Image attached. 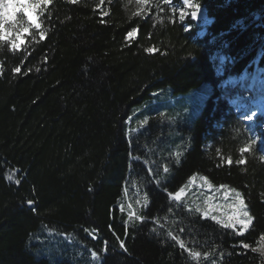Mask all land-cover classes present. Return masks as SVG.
<instances>
[{"label": "trees", "instance_id": "obj_1", "mask_svg": "<svg viewBox=\"0 0 264 264\" xmlns=\"http://www.w3.org/2000/svg\"><path fill=\"white\" fill-rule=\"evenodd\" d=\"M193 1L212 19L203 36L177 14L182 0H51L20 49L0 40V264H75L38 257L30 240L45 228L94 248L103 264H197L152 222L174 215L166 191L194 174L242 193L252 225L236 235L177 213L171 229L183 228L179 238L193 250L218 253V264L263 262L253 249L264 236V159L243 143L222 101L205 100L187 127L190 149L160 185L144 162L153 123L131 139L125 130L157 91L185 96L264 67V0ZM129 180L149 196L148 220L137 226L117 206ZM86 229L98 230V241ZM105 241L106 255L97 246Z\"/></svg>", "mask_w": 264, "mask_h": 264}, {"label": "rangeland", "instance_id": "obj_2", "mask_svg": "<svg viewBox=\"0 0 264 264\" xmlns=\"http://www.w3.org/2000/svg\"><path fill=\"white\" fill-rule=\"evenodd\" d=\"M24 2L25 0H0V27L3 26L5 18L16 16L15 25H6L7 32L10 34V40L6 41L10 44L11 40L16 39L15 35L11 34L15 33L17 29L21 27L28 28L30 33L23 34L24 43L28 36L33 35L31 32L32 30H40L30 25L27 21V16L20 12L18 6ZM193 3L195 2L193 1ZM43 6L44 5H41L40 11L43 9ZM181 11L185 14L182 21L190 20L194 22V25L199 29V35L203 36L206 34L207 27L211 24L212 19L208 16L203 6L199 5V11L195 16H192L191 9L184 7L182 0L176 10L179 17ZM33 15L35 16V13H33ZM252 16L254 20H256L259 18V13H254ZM134 35L135 33L133 36ZM17 43H19V41H17ZM215 59L217 60V72L221 74V65L224 61L223 57L217 53ZM210 94L213 95L212 101L214 103L222 101V103L225 104L227 109L226 113L233 117L234 124L241 129L242 138L244 139L243 143L248 145V147H252L253 150L264 159V67H258L251 73H242L239 77L227 79L221 86L215 89L205 85L199 90L185 96L177 97L172 94L171 90L162 89L154 93L151 99L146 103H143V105L131 111L125 129L129 139L141 131H144L151 122L157 132V134H152V136L145 141L146 143L144 146L145 166L149 168V171L153 174V179L160 180V182L167 180L173 168L180 164L185 152L188 151L191 146L187 127L192 125L198 113L202 111L206 103L205 100L209 99ZM177 161H179V163H177ZM165 167L168 169L167 172L164 171ZM200 176L202 175H197L196 180L192 183H189V180L187 181L183 186L185 192L181 201L177 202L176 200H172V204H174V215H172V212V214L166 216L167 220L164 219L162 223L157 225V231H160L166 238H168L166 234L169 230L179 237L181 232H175L171 228L174 227V222L179 221L176 215L177 213L190 214L187 211V206L189 205L199 204L203 207H207L208 204H211L213 206L211 209V216H218L222 219H227V215L232 213L233 209L228 207V205L234 202V193L230 192L232 188L229 186L228 188H220V185H214L212 183L214 187L207 189L203 185V181L200 180ZM125 189L127 190L126 192ZM125 189L117 206L119 211L126 215V224L128 226H137L148 219L145 218L143 222L133 219L132 222H129V213L145 217V211L148 205L147 207L143 206L142 197L146 190L141 181L135 182L134 180H129ZM217 189L219 190L217 191ZM225 193L229 194L225 195ZM209 198L211 199L209 200ZM137 201H140V203H137ZM121 206L123 207V211H121ZM194 215L202 217L201 213H195ZM208 219L211 220L210 217ZM161 225H163V227H161ZM232 232L235 231L232 230ZM246 232H244V234ZM67 237L70 236L55 234L45 228L35 234L30 240V243L33 245L32 248L38 257H47L52 262L58 259H67L73 261L75 264H91L89 250L95 251V249L89 247V245L86 246V244L82 242L75 241L71 237V239ZM88 237L92 239L90 235H88ZM93 241H98V239ZM184 243L187 248L193 249L187 245V242ZM262 244H264V242L260 241L258 248L261 247ZM97 246L102 252L104 244L103 246L97 244ZM97 254L100 253L97 252ZM186 254L189 256L188 252ZM200 254V259L196 262L197 264H218L220 260V255L216 252L208 253V259L206 260L204 259L205 253ZM261 256L263 260L261 264H264V254H261ZM189 258L193 260L190 256Z\"/></svg>", "mask_w": 264, "mask_h": 264}, {"label": "snow or ice", "instance_id": "obj_3", "mask_svg": "<svg viewBox=\"0 0 264 264\" xmlns=\"http://www.w3.org/2000/svg\"><path fill=\"white\" fill-rule=\"evenodd\" d=\"M51 0H25V2L23 4H20L19 10L21 13L25 14L27 16V21L30 25L34 26L36 29H40L41 28V23L39 22V15H40V9H41V5H47L48 3H50ZM72 2H75V0H72ZM146 2V0H145ZM183 5L186 8H190L191 9V15L195 16L197 14V12L199 11V4L198 3H193V0H183ZM33 13H35V16L33 15ZM185 17V14L183 11L180 12V19L183 20ZM16 23V16L12 17V18H5V20L3 21V26L0 27V40H10V34L7 32L6 29V25H15ZM24 33H29V29L28 28H19L17 29V31L11 35H15L16 39L15 40H11V46L13 49H19L23 44H24ZM30 34V33H29ZM132 33H129V36H131ZM46 38V35L43 31L40 32V39L43 40ZM17 41H19V43H17ZM149 51H151V49H149ZM3 69L0 68V72H2ZM21 71V69L19 67L14 69L15 73H19ZM27 73H25L26 75ZM255 143V141H254ZM250 149L246 148V149H242V152L244 151H248ZM177 163H179V161H177ZM226 163L231 166V164L233 163L232 158L229 157L226 161ZM237 164L243 165L247 163L246 158L245 159H241L239 161L236 162ZM164 171L167 172L168 169L167 167L164 168ZM198 174H194L192 177L189 178V183H192L193 181L196 180ZM9 179H11V177H9ZM200 180L203 181V185L207 188V189H211L214 187V185L211 183V181L209 180L208 177L206 176H200ZM17 184L20 183L19 180L15 181ZM157 185L160 184V180H155L154 181ZM220 188H228L227 185H220ZM219 189H217L218 191ZM127 190L125 189V192ZM139 191V190H138ZM166 191V190H165ZM185 189L184 187H181L177 192L175 193H171V192H167L166 194L168 195L170 200H176L177 202L181 201L182 196L184 195ZM231 193H234V202L230 205H228V207L232 208L233 211L230 215H227V219H222L218 216H211V209H212V205L208 204L207 207H203L199 204H194V205H189L187 206V211L189 213L195 214V213H201L202 214V219H208L209 217L211 218V220L218 224L219 226L225 228V229H232L233 231H235L236 235H243L244 232H246L248 230V228L251 226L252 221H253V217L249 214V212L247 211V205L245 204L244 198L242 193H240L238 190L236 189H230ZM229 193H225V195H228ZM211 198H209L210 200ZM142 201H143V206L147 207V205L149 204V199H148V194L147 192L144 193L143 197H142ZM137 203H140V201H137ZM29 205L33 204V201H28ZM121 211H123V207L121 206ZM169 211L171 212L172 209H169ZM129 222H132L133 219L135 221H140L143 222L145 220V217L143 216H138L135 215L134 213H129ZM165 220H167V217L164 218ZM156 224H160L159 219H156ZM161 227H163V225H161ZM86 232L89 233V235L91 236V238L93 240H97L99 239V235L98 230L96 231H89V230H85ZM153 231H157V229H153ZM181 232L184 231L183 228L180 229ZM167 237L176 241L182 250H185L188 252L189 256L193 259L194 262H198L200 259V253L197 251H194L193 249H189L186 247L185 243L183 240H181L178 236L174 235L173 232L171 230L167 231ZM68 239H71L70 237H67ZM261 241L264 242V236L261 237ZM243 243V242H241ZM121 244V248H124V244L123 241L120 242ZM243 247L247 248L248 245H243ZM126 251V249H124ZM90 251V258H91V264H103V256L100 254H97V252H95L94 250H89ZM253 251H259L261 252V254H264V244H262L261 247L257 248V249H253ZM108 252V247H107V241L104 242V247L102 249V253L104 255H106ZM204 259H208V254L205 253L204 254Z\"/></svg>", "mask_w": 264, "mask_h": 264}, {"label": "bare ground", "instance_id": "obj_4", "mask_svg": "<svg viewBox=\"0 0 264 264\" xmlns=\"http://www.w3.org/2000/svg\"><path fill=\"white\" fill-rule=\"evenodd\" d=\"M242 99H243V97H242ZM264 144V143H263Z\"/></svg>", "mask_w": 264, "mask_h": 264}]
</instances>
